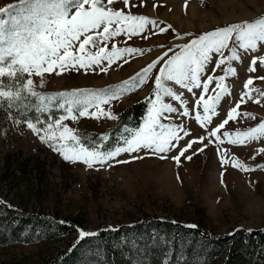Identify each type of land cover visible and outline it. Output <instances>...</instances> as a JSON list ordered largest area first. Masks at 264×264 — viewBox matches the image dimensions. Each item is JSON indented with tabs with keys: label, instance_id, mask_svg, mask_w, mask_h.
I'll use <instances>...</instances> for the list:
<instances>
[{
	"label": "rangeland",
	"instance_id": "374dc122",
	"mask_svg": "<svg viewBox=\"0 0 264 264\" xmlns=\"http://www.w3.org/2000/svg\"><path fill=\"white\" fill-rule=\"evenodd\" d=\"M17 2L0 0V6ZM132 3H138V0H132ZM113 7L124 9V5L119 2ZM130 10L133 14L155 19L161 27L172 25V29L165 33L148 34L147 39L134 37L127 43H124L127 39L124 36L116 38L114 42L119 47L131 46L151 51L127 57L128 63L119 61L112 65L107 74L99 72V69L87 73L84 69L79 72L66 71L60 76L45 74L43 87L39 86L41 78L33 76L35 90L54 94L72 89L114 87L139 72L169 47L179 51L176 45L187 43L207 31L264 17V0H187L186 9L185 0H143V6L131 7ZM177 34L183 39H178ZM261 54H264V49L243 55L242 62H233L237 75L227 80L232 96L222 102L218 108L221 115L214 118V122L223 119L228 108L234 106L249 76H264V68L258 67L255 73L247 72L252 56ZM212 67L214 65L209 66L207 74H212ZM223 67L216 70L215 75L223 74ZM214 86H210V94H213L211 89ZM254 86L264 90V82L255 80ZM152 87L153 83L149 81L120 100L113 101L112 113L116 115L128 104L142 99ZM183 91L185 97L191 96L186 90ZM195 91L197 95L200 94L199 90ZM104 107L107 110L109 106ZM241 111L251 113L256 119L241 118L236 123L230 122L222 131H246L264 122V100L260 105L249 101L241 106ZM61 114L53 110L51 116L54 119ZM26 115L29 119L34 115L45 119L40 113ZM193 116L190 109V117L184 119L191 136L181 140V146L186 140L203 134V130L191 118ZM16 118L23 120L18 116ZM173 122L179 123L180 120L174 117ZM63 123L84 137L93 132L103 133L113 120L107 117H84L75 122L68 120ZM200 147V144H194L185 154L192 155V159L181 157L179 165L172 159L178 155L179 149H176L167 153V159L148 156L132 160L124 154L117 159L129 160V163L117 164L113 161L110 162L111 167L97 165L89 169L83 163L65 161L28 130L24 123L17 126L15 120L8 117L7 111L0 109V201L3 202L0 203V234H4L7 228L5 221L9 218L13 219L14 224H24L22 220L16 219L20 214H30L29 223H33L28 230L17 235L22 241H0V264H42L57 249L78 238L77 228L87 232L116 229L147 216L168 218L182 225H195L210 235L227 233L236 227L263 228L264 169L258 166L264 164V154L256 155V149L264 147V139L245 146H221L230 149V153H234L240 162L257 168L249 172L230 165L222 168L215 146L193 155ZM254 155L255 159H252ZM41 219L58 224L59 221H66L76 228H66L68 232L62 234L57 231L58 237L50 238L46 231L40 232L37 226ZM155 241L158 247H163L159 263L164 264L168 241L162 236ZM140 257L144 256H137Z\"/></svg>",
	"mask_w": 264,
	"mask_h": 264
},
{
	"label": "snow or ice",
	"instance_id": "6c2138e0",
	"mask_svg": "<svg viewBox=\"0 0 264 264\" xmlns=\"http://www.w3.org/2000/svg\"><path fill=\"white\" fill-rule=\"evenodd\" d=\"M118 2L128 11L115 9L113 5ZM136 6H143V0H138V3H132V0H18L17 3L0 6V109L6 110L17 126L24 123L28 130L65 161L80 162L89 169L97 165L111 167L110 162L113 161L117 164L129 163V160L117 159L124 154L132 160L148 156L167 159V153L176 149H179L178 155L172 159L179 165L181 157L191 160L192 155L185 154L194 144H200L201 147L193 155L215 146L222 168L230 165L244 172L257 170L240 162L234 153H230V149L221 146H245L260 142L264 139V122L246 131L222 130L230 122L236 123L241 118L256 119L251 113L242 112L241 106L249 101L261 104L264 90L254 84L255 80L264 82V76H249L234 106L228 108L223 119L214 122V118L221 115L218 108L225 98L232 96L227 80L237 75L233 62H242L243 55L264 49V17L207 31L187 43L176 45L179 51L169 47L139 72L114 87L72 89L54 94L35 90L33 76L41 78L39 86L43 87L45 74L60 76L66 71L79 72L81 69L85 73L99 69V72L107 74L112 65L119 61L128 63L127 57L150 52L151 49L119 47L114 42L121 36L127 38L124 41L127 43L134 37L147 39L148 34L165 33L172 29V25L161 27L155 19L133 14L130 9ZM185 35L192 36L191 33ZM177 38L183 39L179 34ZM210 65H214L212 74H207ZM222 66L223 74L215 75ZM258 67L264 68V54L252 56L247 72L255 73ZM149 81H152L153 87L151 97L146 98L148 107L143 123L134 128L124 127L123 133L126 135L121 134L114 144L108 143L112 134H102L98 140L88 143L75 129L63 123L84 117L116 120L118 117L111 111L112 102ZM213 84V94H210ZM183 90L191 96L185 97ZM195 90H199L200 94L197 95ZM105 105L109 106L107 110ZM14 109L16 112L23 109V120L14 116ZM190 109L194 113L191 118L203 130V134L186 140L181 146L180 141L191 136L184 119L190 117ZM53 110L62 114L53 119ZM28 111L40 113L45 119L36 115L29 119L26 115ZM174 117L180 122H173ZM260 154H264V147L256 149V155ZM252 159H255V155ZM258 167L264 169V164ZM59 223L76 228L66 221ZM76 230L78 238L69 252L75 250L86 237L99 234ZM260 255L264 256V249Z\"/></svg>",
	"mask_w": 264,
	"mask_h": 264
},
{
	"label": "trees",
	"instance_id": "16d2710c",
	"mask_svg": "<svg viewBox=\"0 0 264 264\" xmlns=\"http://www.w3.org/2000/svg\"><path fill=\"white\" fill-rule=\"evenodd\" d=\"M151 91L142 99L121 109L116 114L118 118L113 120L106 131L89 133L84 136L85 140L92 143L102 134H112L108 143L114 144L117 137L125 134L124 127L134 128L140 125L147 112L146 98L151 97ZM13 112L14 116L24 118L23 109L21 112L14 109ZM30 113L32 112L28 111L26 114ZM28 216L30 218L31 215L20 214L16 218L25 225L17 222L14 224L12 218L7 219V228L4 234H0V241H22L17 235L33 224L29 223ZM37 226L40 232L46 231L50 238L58 237L57 231L62 234L66 228H70L56 222L48 223L46 219ZM116 229H98L95 231L99 233L97 236L86 237L75 250L69 252L73 242L77 240L75 239L57 249L42 264H160L163 247H158L155 239L161 236L168 241L164 264H264V256L260 255L264 249V227L251 229V232L245 231L247 229L243 227H236L227 233L209 235L197 226L188 227L168 218L147 216L130 224L120 225ZM138 255L144 257L137 258Z\"/></svg>",
	"mask_w": 264,
	"mask_h": 264
}]
</instances>
